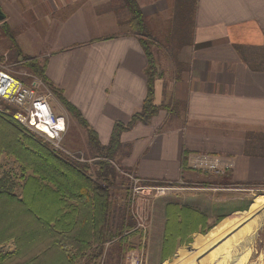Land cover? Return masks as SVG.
<instances>
[{
	"label": "crops",
	"instance_id": "crops-1",
	"mask_svg": "<svg viewBox=\"0 0 264 264\" xmlns=\"http://www.w3.org/2000/svg\"><path fill=\"white\" fill-rule=\"evenodd\" d=\"M137 1L149 26L176 24L188 37L178 43L167 33L163 42L153 37L159 69L154 103L161 109L123 133L117 166L143 179L209 184L205 170L192 166L206 154L234 163L209 185L264 184V0ZM0 8L22 50L46 56L48 77L102 143L116 121L127 123L142 108L148 61L123 0H0ZM200 194L193 202L178 201L200 208L211 225L241 209L247 197ZM165 202L153 218L157 240L166 221L202 224V212L191 207L163 213ZM209 202L225 204L224 210Z\"/></svg>",
	"mask_w": 264,
	"mask_h": 264
},
{
	"label": "trees",
	"instance_id": "trees-1",
	"mask_svg": "<svg viewBox=\"0 0 264 264\" xmlns=\"http://www.w3.org/2000/svg\"><path fill=\"white\" fill-rule=\"evenodd\" d=\"M123 1L130 11L129 27L138 36L147 57V96L142 108L127 123H114L106 144L101 142L98 132L82 112L54 86L46 74V62L23 54L14 30L9 24L4 25L18 60L46 82L66 110L77 119L86 131L93 153L86 161H81L80 156L72 159L59 154L49 141L45 142L44 138H38L27 127L18 124L10 112L0 111V168L4 153L18 163V174H13L18 175L16 181L11 173L0 174V247L12 240L16 243L14 250L0 251V264H99L106 250L112 264H116L126 250L130 235L125 232L135 228L136 220L130 211V203L126 211L122 207L120 218L116 217L114 205L117 203L112 189L120 171L126 178H130L131 173L117 166L115 156L122 148L123 133L139 122L147 123L158 113L154 85L159 69L153 47L155 41L138 1ZM91 158L93 163L89 161ZM186 163L185 157L184 168ZM16 184L20 193L15 189ZM251 204L246 247L240 264H253L252 242L264 222V197L256 196ZM181 206L182 211L191 207L188 204ZM242 214L244 210L235 211L216 223L177 264H211L212 258L217 259L223 250L233 226L232 217ZM171 223L169 221L167 226L171 227ZM232 242L233 235L217 264H230ZM106 243L110 246L112 243V247L106 249ZM259 261L263 264L262 257Z\"/></svg>",
	"mask_w": 264,
	"mask_h": 264
},
{
	"label": "rangeland",
	"instance_id": "rangeland-1",
	"mask_svg": "<svg viewBox=\"0 0 264 264\" xmlns=\"http://www.w3.org/2000/svg\"><path fill=\"white\" fill-rule=\"evenodd\" d=\"M178 15H184L183 10L181 8L180 13H178ZM5 24L7 23L4 21H0V65H3L4 68H7L11 72V74H13L15 77H17L24 83L34 86L41 94H43L50 100L53 109L56 113L63 114L66 116V131L64 133L63 140L61 143L62 148H65V150L54 149L52 141L48 140L42 134L34 132L29 128L28 129L33 132L34 135H36L38 138L42 137L44 138L43 140L45 142L49 141L52 148L57 153L60 154L61 152L66 157L72 159L80 156L79 159L81 161H86V158L92 155L93 153L91 147H89L90 145L87 140L86 131L78 123L76 118L68 119L66 109L62 106L63 104H61L62 102L60 103L58 96L55 95V93L45 84L46 82H43L40 78L36 77L29 68H27L23 63L20 62V60H18L17 51L14 46V43L5 33ZM187 25L189 24H182L181 26ZM177 26L178 25L176 24H151L150 32L155 39L158 38L162 42V36L166 33L170 34V37H172V39L175 38V43H178L179 41H181L182 38L184 39L188 36ZM17 43L23 54L29 57L37 58L43 63L46 62V66H48V60L46 56L43 55L38 57V55H35L34 57L33 55L27 54V52H24L25 50L24 48H22L20 42L17 41ZM54 86L56 87L55 84ZM56 88L58 90L61 89L59 87ZM4 106L5 111L13 112L12 107H8L7 105ZM159 109L161 108L159 107ZM16 122L22 127H25L18 121ZM93 160L94 159L91 158L89 161L93 163ZM230 163L231 165L229 168H231L234 164L232 163V161H230ZM1 164L2 165L0 168V174L2 175L6 172L11 173L13 176L12 179L16 181V177H18V175L13 174H18V163L15 161V159L12 156H6V154L4 153L2 155ZM119 167L120 169H122L121 166ZM200 170H205L203 171V173H205V175L207 176L209 184L215 180L214 176L218 178L223 177L221 175L215 174V172L212 170ZM121 174L122 176L119 175L120 177L115 179V188L112 189L114 196H116V202L118 203L117 205H114V209L116 208L115 212H117L115 213L117 218H120L121 211H123V208L124 211H126V207L129 208L128 195L132 182L130 178H126L123 173ZM93 176L96 177L95 172L93 173ZM133 176L134 186H136L137 188L134 189V198L136 199L132 203L133 205L130 204V211H134L132 212L133 216L134 214H136L138 220L134 219L136 220L135 228L125 232L130 235V237L129 240L126 242V250L123 253L121 260L119 261V263L117 262L116 264H134L133 258L135 259V261L137 260L136 264H177L179 261L182 260V258L190 250V248L198 241V239L203 237L208 231H210L216 223L221 221L228 214L238 211V209L233 210L228 214L222 215L223 217L220 216L221 218H219L217 222L215 221L214 224L211 225L208 223L209 216L206 213L201 211V209L198 207L195 208L194 206H191L193 211L196 210L202 212V224L193 226L194 222L185 223V221H180L179 226L168 227L167 223H169V221H166L163 224L166 226V228H164L163 233H160L161 240H157L156 238L159 236L157 228L159 227H153V218L155 217V215L158 216L161 213V210H158V208L161 207L160 203H163L165 200L167 201L165 202L164 207H162L163 213L167 215L168 213L181 214L182 203H180L178 200L186 199V201L188 202H193L191 197H194L193 194L195 193H201L199 197H203V195L206 196V194H208L214 195L216 198H229L230 196L237 198L241 197L242 195L247 196L244 201V206L239 209L244 210V214H242L241 216L236 215L232 217L233 226H231L230 232H228L229 236L223 245V250L217 257V259L212 258L210 262L211 264H217L229 240L233 235L232 256L230 258V264H240L242 254L246 247V232L250 225L249 210L252 205L250 207L249 205L252 201L254 202L256 196L264 195V184L250 185L244 187H218L215 185H209L207 183L198 185H185L184 183L174 180L161 181L155 179H148L144 181L143 178L138 177L137 175L133 174ZM157 184H160L161 186ZM15 189L18 193H20V189L17 184ZM168 204L169 206L167 207ZM224 207L225 204L220 205L219 203H216L215 205H212V203L209 202V208H215V210L222 212L224 210ZM117 209H119L120 212L117 211ZM177 216L180 218L179 215ZM188 234H190V236ZM191 235L194 236L191 237ZM190 237L191 239H189ZM159 242H161V245H159ZM109 246L110 243L107 244L106 249ZM252 246L254 249L253 255L251 257V261L253 262V264H261L259 261L260 257H262V263L264 264V222L263 225L257 231L254 237V242H252ZM15 247L16 243L12 240L0 247V251L10 252L14 250ZM111 247L112 245L110 246V248ZM106 251L99 259V264H102V262L104 264H110L106 262L107 260L110 261L109 255L108 253H106ZM163 251H165L166 253Z\"/></svg>",
	"mask_w": 264,
	"mask_h": 264
},
{
	"label": "built area",
	"instance_id": "built-area-1",
	"mask_svg": "<svg viewBox=\"0 0 264 264\" xmlns=\"http://www.w3.org/2000/svg\"><path fill=\"white\" fill-rule=\"evenodd\" d=\"M4 105L12 107L13 112L10 114L16 121L52 141L54 149L65 150L61 143L66 131V116L56 113L50 100L34 86L24 83L3 65H0V111L5 110ZM195 159L193 161L194 168L212 170L215 174H224L231 165L217 156L211 157L206 154L199 155ZM133 178L134 176L131 174L132 182L128 198L131 205L136 199L134 198V189L137 188L134 186ZM134 217L137 219L136 214ZM136 262L137 260L135 261L133 258V263L136 264ZM102 264L104 263L102 262Z\"/></svg>",
	"mask_w": 264,
	"mask_h": 264
},
{
	"label": "water",
	"instance_id": "water-1",
	"mask_svg": "<svg viewBox=\"0 0 264 264\" xmlns=\"http://www.w3.org/2000/svg\"><path fill=\"white\" fill-rule=\"evenodd\" d=\"M4 18H5V14L2 11V9L0 8V21L4 20Z\"/></svg>",
	"mask_w": 264,
	"mask_h": 264
},
{
	"label": "bare ground",
	"instance_id": "bare-ground-1",
	"mask_svg": "<svg viewBox=\"0 0 264 264\" xmlns=\"http://www.w3.org/2000/svg\"><path fill=\"white\" fill-rule=\"evenodd\" d=\"M252 204H253V203H252ZM252 204H251V205H252ZM251 205H250V206H251Z\"/></svg>",
	"mask_w": 264,
	"mask_h": 264
}]
</instances>
